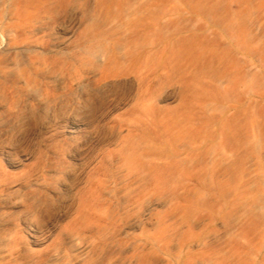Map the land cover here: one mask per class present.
I'll use <instances>...</instances> for the list:
<instances>
[{
    "label": "rangeland",
    "instance_id": "rangeland-1",
    "mask_svg": "<svg viewBox=\"0 0 264 264\" xmlns=\"http://www.w3.org/2000/svg\"><path fill=\"white\" fill-rule=\"evenodd\" d=\"M82 4L122 12L145 96L61 130L105 139L106 160L34 162L0 147L6 170L31 172L6 200H42L41 221L25 211L31 243L67 234L59 264H105L111 251L115 264H264V0Z\"/></svg>",
    "mask_w": 264,
    "mask_h": 264
},
{
    "label": "crops",
    "instance_id": "crops-1",
    "mask_svg": "<svg viewBox=\"0 0 264 264\" xmlns=\"http://www.w3.org/2000/svg\"><path fill=\"white\" fill-rule=\"evenodd\" d=\"M1 2L0 147L31 155L34 162L106 160L105 139L86 143L89 134L64 136L61 130L68 123L90 128L92 114H106L108 105L122 104L136 89L145 96L137 61L124 52L122 12L93 11L76 0ZM3 160L0 155V173L16 179H0V264H59L67 234L47 245L31 243L25 211L41 221L42 200L20 207L6 200L11 185L31 172L6 170ZM113 254L105 252V264H115Z\"/></svg>",
    "mask_w": 264,
    "mask_h": 264
}]
</instances>
